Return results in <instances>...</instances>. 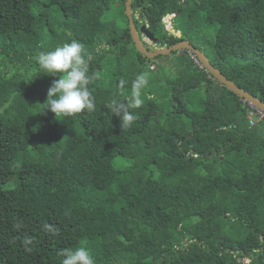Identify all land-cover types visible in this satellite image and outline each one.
I'll return each mask as SVG.
<instances>
[{
	"label": "trees",
	"instance_id": "trees-1",
	"mask_svg": "<svg viewBox=\"0 0 264 264\" xmlns=\"http://www.w3.org/2000/svg\"><path fill=\"white\" fill-rule=\"evenodd\" d=\"M132 9L160 45L189 40L264 102V0ZM123 11L124 0H0V264H62L81 246L96 264H264V121L251 125L249 104L187 50L139 53ZM72 39L98 74L96 109L57 119L41 104L58 77L35 57ZM142 73L139 118L122 128L112 102L131 100Z\"/></svg>",
	"mask_w": 264,
	"mask_h": 264
},
{
	"label": "clouds",
	"instance_id": "clouds-1",
	"mask_svg": "<svg viewBox=\"0 0 264 264\" xmlns=\"http://www.w3.org/2000/svg\"><path fill=\"white\" fill-rule=\"evenodd\" d=\"M171 15L170 20L175 14L171 13ZM170 20L167 22V27L170 26L171 29ZM168 31V34L172 33L171 30ZM144 38L147 45V39L149 38ZM153 45H151L153 48L163 46L159 45L158 41ZM83 52L84 45L78 40L72 39L70 43H64L62 46L55 47L52 50L41 51L35 57L38 67L42 69L46 75L58 77L53 80L51 86L47 90L46 100L41 104L43 105V109L47 108L54 113L57 119L58 117H71L85 110L87 112H94L96 109L95 97L89 86L93 80L98 78V74L90 73L89 62L88 59L85 58ZM187 52L192 60L199 62L194 53L189 50H187ZM200 65L203 66L201 63ZM121 83H123V81ZM147 84L148 74H139L132 83V99L128 102H112V114L118 116L120 122L122 120V128L131 127L133 122L139 118L136 114L129 111V109L134 107L138 108L143 104L141 91ZM245 102L252 104L248 101ZM60 255L64 257L62 264H96L95 258L85 246L74 249H62Z\"/></svg>",
	"mask_w": 264,
	"mask_h": 264
},
{
	"label": "water",
	"instance_id": "water-1",
	"mask_svg": "<svg viewBox=\"0 0 264 264\" xmlns=\"http://www.w3.org/2000/svg\"><path fill=\"white\" fill-rule=\"evenodd\" d=\"M124 14L128 19V28L132 42L135 46V49L139 53H141L148 59H152L158 55H166L176 50H189L195 54L198 61L205 67V69L212 75L214 79L237 94L240 98H243L245 101L252 103L257 108L264 110L263 101H261L257 96L236 85L232 80L228 79L218 68L211 64L204 52L201 49L195 47L189 40L182 39L171 45H163L158 48L155 47L153 49H150L148 45H146L144 37L149 38L154 43H156L158 38L155 37L154 34L148 29L147 24H141L140 26H137L134 23L132 0H124ZM171 16V14H167L164 16V20H162V30L164 33L168 32V27H166V24L167 22H169V20L166 22V19H170ZM139 17H142V15H139ZM170 30L172 33H174V29L171 28ZM175 34L180 37L179 32Z\"/></svg>",
	"mask_w": 264,
	"mask_h": 264
},
{
	"label": "rangeland",
	"instance_id": "rangeland-1",
	"mask_svg": "<svg viewBox=\"0 0 264 264\" xmlns=\"http://www.w3.org/2000/svg\"><path fill=\"white\" fill-rule=\"evenodd\" d=\"M113 7V6H112ZM111 10L115 13V14H118V12L115 10V9H112L111 8ZM123 13H124V11H123ZM112 17H114L115 19H117V20H119V21H124L122 18H121V14H120V16L119 17H117L116 15H113ZM169 20V18H167L166 19V22ZM171 21V20H170ZM140 26V25H139ZM166 27H167V24H166ZM168 30H170V26H168ZM169 32V31H168ZM202 33H205L207 36H209V35H211L212 34V31H210V30H206V29H203V31H202ZM160 33H158V35H159ZM194 42H195V44H196V41L194 40V39H192ZM154 43L150 40V39H147V45L150 47V48H153V47H151V45H153ZM154 46V45H153ZM202 50V49H201ZM167 56H169V58L170 59H174L175 58V56H176V54L175 53H169V54H167ZM168 59V58H167ZM163 63H164V65H165V62H164V59H162V58H156V60H155V66L154 67H156V66H161V65H163ZM163 70H164V72H165V75H167V76H169L170 74H173L174 73V69L173 68H169V67H165V68H163ZM154 74H156V73H153L152 75H154ZM192 91H197V90H192ZM162 100H164V101H166V104L168 103V101H167V99L166 98H163ZM6 187H9L10 186V183L8 182L6 185H5Z\"/></svg>",
	"mask_w": 264,
	"mask_h": 264
},
{
	"label": "built area",
	"instance_id": "built-area-1",
	"mask_svg": "<svg viewBox=\"0 0 264 264\" xmlns=\"http://www.w3.org/2000/svg\"><path fill=\"white\" fill-rule=\"evenodd\" d=\"M250 110L248 111L249 123L251 125L264 121V111L255 107L253 104H249Z\"/></svg>",
	"mask_w": 264,
	"mask_h": 264
},
{
	"label": "flooded vegetation",
	"instance_id": "flooded-vegetation-1",
	"mask_svg": "<svg viewBox=\"0 0 264 264\" xmlns=\"http://www.w3.org/2000/svg\"><path fill=\"white\" fill-rule=\"evenodd\" d=\"M157 41H158V40H157ZM162 41H163V40H162ZM159 43H160V42H159ZM159 43H158V44H159ZM159 45H160V44H159Z\"/></svg>",
	"mask_w": 264,
	"mask_h": 264
}]
</instances>
